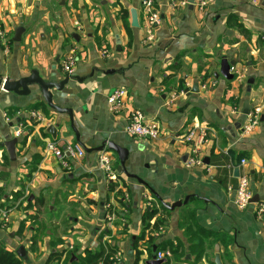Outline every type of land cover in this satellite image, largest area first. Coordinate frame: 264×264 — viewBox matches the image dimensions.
<instances>
[{
    "label": "crops",
    "instance_id": "1",
    "mask_svg": "<svg viewBox=\"0 0 264 264\" xmlns=\"http://www.w3.org/2000/svg\"><path fill=\"white\" fill-rule=\"evenodd\" d=\"M141 2L0 0V29L11 38L7 47L0 45V78L19 79L37 70L44 80L58 83L68 76L63 65L72 58L74 79L61 92L53 91L54 103L73 111L84 147L94 150L111 141L127 149L128 173L148 185L119 172L116 153H87L68 116L52 112L38 90L20 96L0 85V156L4 152L7 159L5 164L0 159L2 202L10 205L22 194L8 207L9 226L0 228V245L16 255L24 247L26 257H18L24 264H48L55 252L60 260L50 264H84L88 254L110 248L114 258L120 255L118 264H146L154 246L156 257L171 251L162 249L166 245L181 246L184 257L171 255L165 264H215L217 254L222 264H264V213H257L264 205V0H211L204 10L190 4L172 9L169 0H157L162 21L151 45L144 43ZM132 10L138 27L132 26ZM19 28L25 31L17 43ZM222 57L236 62L235 80L215 78ZM210 82L215 87L203 90ZM119 88L126 91L124 105L112 113L108 97ZM256 108L262 109L260 124L245 134L247 116ZM133 111L157 123L158 140L126 133ZM196 124L207 134L204 164L188 167L190 145L184 139ZM18 125L24 135L13 162L2 144L14 139ZM50 126L57 129L56 139L47 134ZM47 142L62 149L77 145L85 156L66 159L64 168L46 153ZM103 153L111 157L113 179L100 168ZM241 160L259 197L245 210L228 190L236 181L226 168ZM186 197L189 202L173 211L161 203ZM38 225L52 231L39 238ZM227 235L232 242L225 245Z\"/></svg>",
    "mask_w": 264,
    "mask_h": 264
},
{
    "label": "built area",
    "instance_id": "2",
    "mask_svg": "<svg viewBox=\"0 0 264 264\" xmlns=\"http://www.w3.org/2000/svg\"><path fill=\"white\" fill-rule=\"evenodd\" d=\"M211 0H196L195 6L198 9H205ZM169 5L172 9L185 8L189 6L187 0H169ZM157 0H142L141 2V12H142V29L144 32V43L146 45L154 44L156 41V30L161 24V15L157 8ZM9 44V35L6 30L0 29V45L7 47ZM104 57L108 56L107 52H103ZM74 60L72 58H68L65 60L63 65V71L71 76L74 72ZM215 87V82L204 83L202 85L203 90H209ZM126 97L125 89L119 88L115 89L110 96L108 97V107L112 113H119L124 105V99ZM176 96L172 97V101L176 100ZM262 109L256 108L254 109L247 117V122L243 127V132L245 134L252 133L255 128L260 124ZM32 117L38 122H44L45 118L40 113H32ZM5 119L8 118L5 116ZM201 126L196 124L193 130L189 131L185 136V142L190 145V153L187 161L188 167H200L202 166V151L204 144L207 141V134L205 132H200ZM126 133L132 137L138 139H147L150 141H156L160 138V130L155 121H148L144 117V115L140 111H133L130 114L127 126ZM24 135V127L22 125H18L14 132V139H21ZM45 151L48 154L54 155L56 159L61 162V165L64 168H68L66 163V159L69 158H83L85 156V152L79 146H67L64 149L60 148V146L56 142H47L45 145ZM99 165L102 170L109 174V178H114V172L111 165V157L108 154L103 153L99 159ZM246 166V161L241 160L239 165H234L232 162H229L226 168L234 173L235 169H239V177L235 178L236 190H234L233 185H229L228 190L230 192L235 193L236 204L242 209H248L251 205H253L252 198L253 192L251 189V183L249 175L244 172V167ZM9 210L0 207V228L5 229L8 227L9 223ZM257 213L261 215L264 213V205H259ZM67 250H73L74 247L71 243L67 244ZM171 251L167 250L164 252L158 253L157 258L167 259L171 257ZM118 257L112 258L111 260L114 264H118L120 255ZM57 264H63L61 262H57Z\"/></svg>",
    "mask_w": 264,
    "mask_h": 264
},
{
    "label": "water",
    "instance_id": "3",
    "mask_svg": "<svg viewBox=\"0 0 264 264\" xmlns=\"http://www.w3.org/2000/svg\"><path fill=\"white\" fill-rule=\"evenodd\" d=\"M187 1L190 4V6H194L196 0H187ZM131 14H132V26L138 27L139 24H138L137 11L132 10ZM24 31L25 30L23 28L17 29L13 41L17 42V43L21 42L22 35L24 34ZM235 67H236L235 61H229L226 57H222V59L220 61V69H219L218 73H215V78L218 79L220 76H222L228 81L235 80V74L233 73V70ZM71 79H74V78L67 76L63 81L58 82V83H55L53 81H46L40 76L39 71L33 70V71H31V73L28 76L21 77L19 79H10V78L1 79L0 78V85H2V89L4 91L14 93V94L20 95V96L30 95L32 92V89L38 90L39 93L41 94L42 99L44 100L45 104L47 105V107L52 112H54L55 114H58V115L68 116L71 129L76 135L77 143L79 145H81V147L87 153L102 152L105 150H109V151L116 153L118 160H119V163H120V167H119L118 171L123 173L124 175H126L128 178L136 180L138 183L143 184L145 186H148L144 181H142L136 175L128 173V171L126 169V162L129 159V152L127 149L122 148V147L114 144L111 141H107V142L103 143L101 147L94 149V150L87 149L86 147H84L80 143V136H79V134H78V132L74 126L73 111L71 109H63V108L58 107L54 103V100H53V91L56 90L58 92H61L64 89V87L69 83V81ZM77 80L80 81V79H77ZM193 92H198V84L194 85ZM11 126H12V124H11ZM47 134L51 135L53 138L56 139L57 129L54 126H50L47 129ZM17 144H18L17 139H10V140H7L6 142H4L2 144V146H4L6 148L8 155L10 157V160L13 162L16 161V146H17ZM238 177H239V169H235L234 170V178H238ZM236 188H237L236 185H234V190H236ZM188 202H189V197H186V199L184 201H178L172 205H168V204L163 203V202H161V203L166 209L173 211L176 208H180L183 205H186ZM251 202L252 203H258L259 197L254 196L252 198ZM153 252H154V255L152 256V259L150 261H148L146 264H165L166 263L165 259H160V260L157 259V257H156L157 247L156 246L153 247ZM17 255L21 259L26 257V251H25L24 247H21L18 249ZM215 264H222L221 258L218 254L215 257Z\"/></svg>",
    "mask_w": 264,
    "mask_h": 264
},
{
    "label": "trees",
    "instance_id": "4",
    "mask_svg": "<svg viewBox=\"0 0 264 264\" xmlns=\"http://www.w3.org/2000/svg\"><path fill=\"white\" fill-rule=\"evenodd\" d=\"M122 12H123L124 16L127 14V11H125V10H123ZM233 18L234 17H230L228 20V23H230ZM39 107H40L39 109H41L45 113V115L48 116L49 111L47 110V107L45 105L42 107L40 105ZM21 195H22L21 193L16 195V200L19 199L21 197ZM43 204H44V201L41 199L39 205L43 206ZM0 207L4 208V209L5 208L9 209L7 206H3L2 202H0ZM165 211H167V210H165ZM162 224H163V222H161V221H158V223H156V225H162ZM227 238H229L228 239L229 242L227 240H225L224 241L225 245L231 244V242H232V238H230V236L228 237V235H227ZM226 248H227V246H226ZM162 249L163 250L170 249L172 252V255H174L175 259L179 260V258H181L183 256L182 254H180V250L182 249L181 246L178 247V246H174V245H166ZM112 251L113 250L110 248L107 251L103 250L99 253L88 254L86 259L84 260V264H112L113 261L111 259L114 258V254ZM55 260H57V261L60 260V254L57 252L52 253L50 255V258L48 260V264H50L51 262H53ZM0 264H24V262L20 258H18V256L16 255L15 252L7 250L5 248V246L1 244L0 245ZM72 264H77V263L74 262ZM135 264H137V261Z\"/></svg>",
    "mask_w": 264,
    "mask_h": 264
},
{
    "label": "rangeland",
    "instance_id": "5",
    "mask_svg": "<svg viewBox=\"0 0 264 264\" xmlns=\"http://www.w3.org/2000/svg\"><path fill=\"white\" fill-rule=\"evenodd\" d=\"M204 10V9H203ZM9 37H10V34H9ZM10 42H11V38H9V44L8 45H10ZM218 55V54H217ZM217 55H216V57H217ZM219 61V60H218ZM216 62V61H215ZM215 64H217V63H215ZM245 66V65H244ZM235 69V68H234ZM235 72L236 71H234L233 70V73L235 74ZM239 72L237 73V76H239ZM235 77H236V74H235ZM0 159H2L3 160V163L5 164V163H7V159H5V156H4V152L1 154V156H0ZM254 197V196H253ZM4 200V198H3V192L2 191H0V202H2ZM16 202H17V200H15V199H13L12 200V204H8L9 203V201L7 200V201H4V202H2V204H3V206H7V207H9V208H13V207H15L16 206ZM22 206V205H21ZM55 206V205H54ZM20 208V207H19ZM49 211H48V207L46 206L45 207V209H44V211H43V217L44 218H48L49 217ZM53 216H55V215H53ZM9 226V225H8ZM28 226H32V225H22V228L24 229L25 227H28ZM34 226H36V225H33V227ZM38 231H39V233H38V235H39V238H44V237H46V234H47V231H52L51 230V226H49V225H38ZM57 234L59 233V232H56ZM158 259V258H157ZM159 260V259H158Z\"/></svg>",
    "mask_w": 264,
    "mask_h": 264
}]
</instances>
